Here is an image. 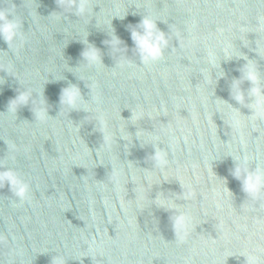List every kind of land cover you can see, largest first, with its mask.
Wrapping results in <instances>:
<instances>
[{
	"label": "water",
	"instance_id": "95a60500",
	"mask_svg": "<svg viewBox=\"0 0 264 264\" xmlns=\"http://www.w3.org/2000/svg\"><path fill=\"white\" fill-rule=\"evenodd\" d=\"M91 2L79 17L57 0H0L26 38L0 39V173L26 185L0 183V264H264V195L233 175L264 168V120L241 79L252 61L264 85V0ZM148 14L169 43L145 64L131 28ZM70 85L75 107L60 103ZM19 93L29 101L12 113Z\"/></svg>",
	"mask_w": 264,
	"mask_h": 264
},
{
	"label": "clouds",
	"instance_id": "9594fccd",
	"mask_svg": "<svg viewBox=\"0 0 264 264\" xmlns=\"http://www.w3.org/2000/svg\"><path fill=\"white\" fill-rule=\"evenodd\" d=\"M57 4L60 8L66 11H74L75 15L79 17L90 16L93 10L91 0H57ZM51 17L59 20L60 15H54ZM126 15H120L119 11L112 15V17H118L123 19ZM98 23L99 20H98ZM110 24V22H108ZM21 20L16 14L15 6H3L0 7V39L4 40L9 48L18 41L20 46L26 42V38L21 31ZM131 39L139 53L141 60L148 64L162 58L164 49L168 46L169 38L161 31L157 26V18L152 15H144L140 19L139 23L131 28ZM111 46L116 49L120 45L121 41L119 37L112 35L109 41ZM226 51V55H230ZM82 57L88 62L89 65H100V54L98 49L89 45L82 53ZM212 62H215L214 57ZM12 66L9 65L7 70L11 71ZM242 78L247 80L252 85L250 89V95L255 97V103L250 105L254 109L253 120L259 118L264 120V85H261L260 75L257 66L254 62L249 61L242 69ZM240 81H234L233 88L235 91V99L239 102H243V95L239 90ZM93 89L95 84H93ZM80 99V91L75 85H70L62 89L60 95V103L66 104L70 107H75ZM29 101V93H19L15 98L9 101L8 110L15 113L19 106L26 105ZM36 116L38 119L43 120L46 117V113L43 110L37 111ZM240 120L235 119L233 127L239 128ZM157 159L163 162L161 154H157ZM248 157H245L247 162ZM242 172L245 174L242 176ZM236 179L242 181L243 190L251 196L253 199H257L264 195V168L257 167L255 171L249 172L246 168L237 166L233 172ZM10 181L13 188L18 190V194L23 196L26 191V185L22 184L15 174L11 171H5L0 173V183ZM183 222V217L178 218L176 221L177 227ZM55 264H62L61 261H56ZM254 264V260H253Z\"/></svg>",
	"mask_w": 264,
	"mask_h": 264
}]
</instances>
